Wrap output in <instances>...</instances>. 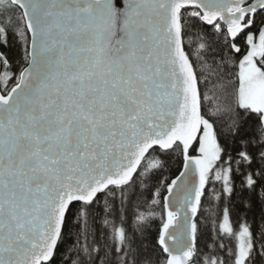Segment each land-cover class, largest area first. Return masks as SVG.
<instances>
[{"label": "snow or ice", "instance_id": "1", "mask_svg": "<svg viewBox=\"0 0 264 264\" xmlns=\"http://www.w3.org/2000/svg\"><path fill=\"white\" fill-rule=\"evenodd\" d=\"M0 264H264V0H0Z\"/></svg>", "mask_w": 264, "mask_h": 264}, {"label": "trees", "instance_id": "2", "mask_svg": "<svg viewBox=\"0 0 264 264\" xmlns=\"http://www.w3.org/2000/svg\"><path fill=\"white\" fill-rule=\"evenodd\" d=\"M159 224V221L157 220V221H155V222H153V224H152V231H155V228H156V226Z\"/></svg>", "mask_w": 264, "mask_h": 264}]
</instances>
